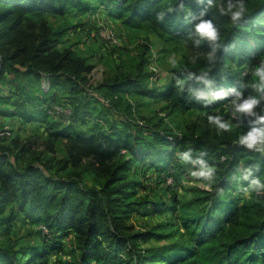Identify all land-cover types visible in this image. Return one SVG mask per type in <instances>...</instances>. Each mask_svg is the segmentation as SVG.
<instances>
[{"label": "trees", "instance_id": "1", "mask_svg": "<svg viewBox=\"0 0 264 264\" xmlns=\"http://www.w3.org/2000/svg\"><path fill=\"white\" fill-rule=\"evenodd\" d=\"M102 1L108 4L110 13L125 18V23L149 24L175 39L186 40L192 27L184 21L183 13L175 10L166 13L162 22L155 20L158 12L175 9L176 0ZM222 2L216 0L217 4ZM184 3L198 14L201 6L196 0ZM89 5V0H0V116L20 113L2 106L11 100L6 96L8 85L17 86L30 107H37L42 100L36 92L44 96L46 106L31 108L26 111L28 115L23 112L22 123L28 118L45 120L48 110L59 113L57 119L44 124L47 137L42 144L47 152H37L30 158L26 154L37 141L22 142L19 136L2 135L5 129L0 125V227L7 233L16 219L34 220L54 234L52 242L18 251L0 245V264H48L53 252H63L62 239L70 233L75 235V249L71 259L60 264H264V193L243 198L238 178L250 165L255 175H264V153L246 150L235 139L239 132L217 131L203 117L188 123L181 134L168 127L147 130L148 124L140 125L134 117V106L122 94L125 91L164 100L173 112L191 108L204 112L227 103L230 119L231 97L204 107L188 92V85H203L187 81L181 89L177 81L184 80L189 71L207 69L213 89L240 88L243 82L250 83L247 75L242 83L232 82L227 87L223 70L231 60L238 59V64L254 62L251 48L264 47V1L253 7L240 28L234 29L224 17L217 16L221 30L219 59L210 63L208 46L193 47L189 41L193 59L186 56L190 61L176 67V77L162 89L145 85L143 68L148 59L144 55L135 72L120 68L110 73L96 89L100 95L92 97L109 101L101 102L102 111L92 124L88 102L80 112L66 114L48 99L57 97L56 87L71 93L85 91L86 75L95 66L89 57L72 48H58L71 27H55L47 15L62 17L69 6ZM237 39L236 47H229ZM147 50L145 46L144 52ZM122 103H126L124 108L120 107ZM240 127L246 130L247 119ZM58 141L65 142L61 159L56 157ZM184 147H192L194 154L206 152L205 157L211 158L208 162L216 169L215 183L201 199L204 207L188 213L181 203L180 219L191 234L187 242L142 247L150 238H161L159 230L164 224L133 232L134 226L127 219L137 211L146 215L167 207L176 210L177 203L138 198L142 182L132 174V165L147 163L166 171L176 149ZM87 176L93 177L92 183L86 181Z\"/></svg>", "mask_w": 264, "mask_h": 264}, {"label": "rangeland", "instance_id": "2", "mask_svg": "<svg viewBox=\"0 0 264 264\" xmlns=\"http://www.w3.org/2000/svg\"><path fill=\"white\" fill-rule=\"evenodd\" d=\"M263 1L248 0V4L253 10L255 5ZM89 2L90 5L87 8L69 6L62 17L47 15L51 25L71 27L63 36L58 48L61 50L68 47L72 48L78 54L89 57L90 62L95 66L93 71L86 75L85 91L71 93L68 89L56 87L57 97H48V99L52 100V104L58 110H65L66 114L80 112V108L88 102L87 109L91 113L89 124H92L93 119L99 116L102 111L101 106H99L101 102H109L107 100L97 101L92 97L100 95L96 89L110 73L115 74L120 68L128 73L135 72L144 55L148 59V63L143 68L147 75L143 79L145 85L161 88L176 77L173 70L178 66L181 67L189 60L185 57L190 56L193 59V56L189 53L190 50L185 40L172 38L170 34L160 29L155 30L149 24L125 23V18L110 13V10L107 9L108 4L102 0H89ZM145 46L149 48L146 53L144 52ZM250 52L255 58L264 54V47L261 45L253 46ZM173 58L177 62L175 68H172L169 63V60ZM237 60L229 61L226 69L223 70L225 79H227V87H230L232 82L242 83L244 77L247 76L245 63L251 62L245 61L244 64H238ZM45 86L47 87V85ZM7 89H10L9 94L4 95L11 97V100L2 106L8 107V109H16L20 113L16 116H0V125H3L5 129L1 134L10 135V138L19 136L22 142L37 141L32 144L31 151L26 154L27 158L37 152L45 151L44 153H46L47 150L42 144V141L47 137L45 132L47 125L44 124L45 122L49 124L53 119H57L59 113H50L48 110L49 115L45 116V120L37 119V117L28 118L26 123H22V115L24 113L28 115L26 111L29 112L31 108L32 110L42 109L46 106L44 96L42 93L36 92L35 95H39L38 97H41L42 100L38 102L37 107H30L29 103L24 101L22 93H18L17 86L8 85ZM4 93H7V90ZM122 94L134 106V117L140 122V125L148 124L147 130L156 129L160 131L161 128L168 127L174 133L181 134L188 123L202 117L207 119L208 113H219L224 119H228L229 104L227 103L217 108H209L204 112L197 108H191L185 112H173L171 108L167 107L164 100H152L148 96L125 91ZM125 105L126 103H122L120 107L124 108ZM79 116L83 117V114L80 113ZM142 117L145 120H142ZM233 124L236 123L233 122ZM232 130L239 132L242 128L240 126L233 127ZM149 132L146 135L149 136ZM64 143V141L57 143V159L64 157ZM177 151H179L178 148ZM205 159L211 160L207 157ZM190 167L191 165L181 164L176 159L168 164L166 171L162 168L159 170L157 167L151 168L147 163H134L132 165V174L142 182V187L138 190V198L168 205L177 203L176 210L167 207L160 212L152 211L146 215L137 211L127 219V223L134 226L133 232L147 231L156 225L164 224L159 230L162 233L161 238H150L143 243L142 247L187 242L191 237L190 230L183 227V222L180 219L181 203L185 205L188 213L197 211L200 207H204L205 203L201 202V199L205 196L206 191L212 190V186L204 187L203 184L194 183L189 175ZM92 176H87L86 181L92 183ZM242 195L245 198L248 194L243 193ZM74 237V233H70L69 236L62 239L63 252H53L48 264H60V261L71 259L75 249ZM52 238H54V234L49 231L48 227L44 223L34 220L16 219L7 233L0 227V245L14 251L37 245L43 241L44 243L52 242ZM57 259H59L58 262Z\"/></svg>", "mask_w": 264, "mask_h": 264}, {"label": "clouds", "instance_id": "3", "mask_svg": "<svg viewBox=\"0 0 264 264\" xmlns=\"http://www.w3.org/2000/svg\"><path fill=\"white\" fill-rule=\"evenodd\" d=\"M196 3L201 6L198 14L186 6L184 0H176L175 9L170 7L158 12L155 20L162 22L166 13L173 10L183 13L184 21L192 25L185 43L190 41L193 47L206 44L209 49L207 59L210 63H215L219 59L217 50L221 41L217 16L224 17L234 29L240 28L241 22L247 19L251 9L247 0H223L219 4L216 0H196ZM238 42L237 39L229 47H236ZM169 63L172 68L176 67L177 62L174 58L170 59ZM245 72L251 82L242 83L240 88L213 89V81L207 69H201L199 72L189 71L184 80L177 83L181 89L185 87L187 81H195L198 85H203V88L188 85V92L204 107L231 97V118L226 120L219 113H208V123L217 131L230 132L233 127H239L243 120L247 119L246 130L239 131L235 139L246 150L264 153V54L257 56L252 63H245ZM245 90L248 91L247 95ZM233 119L236 120L235 125ZM174 156L181 164L191 165L189 175L194 183L203 184L204 187H211L215 183L216 169L205 159V151L194 154L192 147H184L175 152ZM238 178L241 181L240 190L243 193H264V175H255L251 165L244 168Z\"/></svg>", "mask_w": 264, "mask_h": 264}]
</instances>
